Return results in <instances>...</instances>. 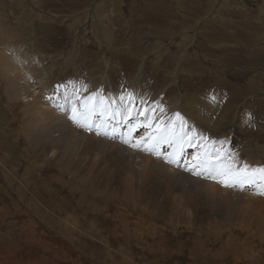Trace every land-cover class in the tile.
<instances>
[{"label":"rangeland","instance_id":"374dc122","mask_svg":"<svg viewBox=\"0 0 264 264\" xmlns=\"http://www.w3.org/2000/svg\"><path fill=\"white\" fill-rule=\"evenodd\" d=\"M187 1L0 0V50L9 64L0 65V264H264V202L255 212L247 198L233 197L242 208L233 213L243 221L230 224L203 213L191 194L150 199L134 183L128 189L126 177L101 166L100 147L82 146L74 138L84 128L72 119L73 105L79 117L82 101L99 94L88 107L102 100L107 114L99 115L98 109L90 123L99 133L88 132L116 142L118 136L125 138L121 132L131 135L128 146L141 150L140 128L134 133L103 128L104 121H119L129 96L134 107L162 93L160 106L178 99L201 111L203 101L218 108L202 120L191 105L182 113L197 138L206 133L211 151L223 146L232 151L231 159L242 151L250 160L245 164L264 168V0H230L227 7L226 0ZM159 2L178 4V19L165 16V22H157ZM100 4L108 10H98ZM191 4L197 11L192 20ZM96 13H108L109 19L91 20ZM12 70L41 93L30 107L23 99H10L4 75ZM38 102L71 124L57 122L60 132L49 129L57 132L60 155L55 159L49 148L38 153L44 143L33 108ZM213 122L219 127L215 133L209 130ZM186 128L172 131L182 135ZM164 149L167 159L170 150ZM184 163L185 157L178 168L188 169ZM247 185L230 189L264 200L260 186ZM196 206L200 216L192 214Z\"/></svg>","mask_w":264,"mask_h":264},{"label":"bare ground","instance_id":"6f19581e","mask_svg":"<svg viewBox=\"0 0 264 264\" xmlns=\"http://www.w3.org/2000/svg\"><path fill=\"white\" fill-rule=\"evenodd\" d=\"M155 1H158V0H155ZM207 1H209V0H207ZM160 2L156 5V7H158V13H159V16H158L159 19L157 20V22H159V23L165 22L167 19L165 16H169V18L175 17V19L176 18L178 19L177 15H176L178 13V10L180 9L178 7V4L175 5L173 3L174 5H168L166 3L160 4ZM230 2H231L230 0H226L224 2V7H227V5ZM212 3H213V1H212ZM155 4H156V2H152L150 4V9ZM192 4L188 6L191 9V10L190 9L189 10L191 12L193 11L192 13L188 12V14H189L188 19H191V20L194 18L193 14L197 12V11L195 12L196 8ZM194 4H196V2ZM104 6H105L104 4H100V5L96 6V8L100 11L108 10V7L106 8ZM174 11H176V12H174ZM144 13L146 15L144 18H147L149 13H147L146 11H144ZM108 15H109L108 13H105L104 15L101 16L99 13H96V14H93L91 16V20H93V19H95V20H101V19L103 20L104 19L105 20L106 17H108V19H109ZM142 15H143V13H142ZM180 16L182 17L181 14H180ZM87 18L90 19V17H87ZM132 18H133V15H132ZM80 20H82L81 17H80ZM133 21H135V20H133ZM0 28H3V27H0ZM190 62H192L191 64H192L193 68H196V64L198 65V63L194 60L190 61ZM190 62H189V64H190ZM0 65L3 69H4V67H7L9 65L6 62L4 52H2L1 50H0ZM14 72H16V71L12 70L11 73L8 72V76L3 74L8 79V93L10 94V99L11 100H14V99L18 100L19 98L23 99L24 102L26 104H28V106L30 107L33 103H35L37 101L38 98H40L39 96L41 93L40 92L37 93L35 88H34V90H31L32 88H31L30 84L27 82L25 76L22 75L20 72H17V75H16V73H14ZM218 74H217V77H218ZM141 76L139 75V76H137V78L134 79V83H133L134 85H136V83H138L140 81ZM136 79H138V80H136ZM17 84L20 85V87H18ZM233 89H235V88L233 87L232 90ZM145 96H147V98L144 97L145 99H149L148 95H145ZM162 99H164V97L162 96V93L161 94L159 93V96L156 98V100L155 99L151 100L152 101L151 103L148 102V100L147 101L145 100L143 103L138 102L139 104L133 105L134 107H132L131 109H129V108L127 109V107L126 108L123 107V111L120 110L121 119L120 120L118 119L119 121H117V119H113V120H111V124L109 123V121L108 122L104 121V127L103 128H105L107 125L114 126L113 129L114 128L121 129L123 127L124 132H127V130L130 128L129 129L131 131L130 133L136 132V129L134 127L140 128V130H142V134L139 135V137L136 138V140L141 138L140 143H142L143 141L144 142L147 141V143H145L144 147H142V145L139 146L141 150H135V148H133V147L131 148L130 146H128V143H125V141L130 142L131 135L129 137L128 134L125 135V133H122V132H121V134H124L125 138H118L119 136L117 135L118 137H116V140H118V142H116L114 140H110L108 137L100 138L96 134L92 135L93 133L91 134V132H88L87 129H84L82 131L83 135L81 133L77 132V134H76V136H74V138L76 139V141H78L77 143H81L82 146L83 145L90 146V148L91 147H94V148L100 147L99 150L101 153H100L99 159L97 158L98 162H100V164L102 163L101 166L105 165L107 170L113 171L114 172L113 176L119 177V178L120 177L121 178L126 177L128 189L132 188L133 183H134V186H135L136 190L138 191V193L142 194V195H146L150 199L152 196L160 197L163 194H165V195H167V194L173 195V193H180V194L182 193V195H183V193L189 194V195L191 194L192 197L199 199L203 213L204 212L212 213V215H210L209 217H215V216L220 215L223 218V219H221L222 221L228 222L230 224H234L236 222H239L240 220L243 221L240 218V216H242V215L237 216L234 214V213L237 214L238 211H241L242 208L240 205L236 204L235 201L232 202V198L233 197H237V199L247 198L249 201L248 205H250V207L254 208L255 210L257 209L258 206H260L264 202V200L262 198L253 199L248 194H242L243 190L240 191L238 189H230L231 187H225L222 183L218 182V180H214L211 178H205L204 176H197L196 177V175H194L193 172H191L189 170V168H193L192 171H202L203 170L202 168H199L196 166L203 163L206 156L212 157V160H211L212 163H216V161H220V160L226 161L227 159H229L226 162L228 164L230 163L229 161H231L235 165H237L238 167H241V168L245 164L244 160H246L247 158L245 159V157L242 156L243 152L241 150H240L241 151L240 154H238V151H237L236 154H238V155L235 156L236 155L235 154L234 159H231V155H233V154H231L232 151L228 148H223V146L217 147V150L213 149L211 151V149L209 148V145H207L205 143V137L204 136L206 133L201 135V137H203L204 140H201L200 139L201 137L197 138V135H196L197 132L194 130V124L191 122V120L188 121L189 119L188 120L185 119L184 118L185 115L182 113V112H187L188 108L192 107L191 109L193 111H195L196 113H199L200 120H202V118L204 116L206 117L207 114H211V112L213 114V113L217 112L219 109L216 108V110H214L215 108H213V106L211 104L204 103V101H203L202 104L206 107V109H205V111L204 110L201 111V108H198V106H196V105H191L188 103H187L188 105H186V104H183V102H181V101L179 103L178 99H174L175 102H174V104L172 103V105L170 107H166V106L164 107V106H160V103L162 104L163 102H159V100H162ZM232 102L237 103V101H232ZM67 105H68V103H67ZM190 105H191V107H190ZM33 108L39 117V120H38L36 125L38 126V130L41 132L42 140H44V143H43L42 147L38 150V153L46 152V149L49 148L51 150V153L49 155L50 158L54 157V159H55L56 157H59V155H60L58 140L54 136V134H56L57 132H60V127H59L60 123H57V122H62L65 124L67 123L66 126L69 127L71 125L70 121H66V122L63 121L62 116L59 117L58 113L56 114V117L54 118L48 112L49 107H46L41 102L34 104ZM66 108H68V107H66ZM25 113L28 116L29 110L26 109ZM177 113L179 114V117L183 118V121L186 122L183 124V126L188 127L184 130L185 133L187 134L186 141H187L188 145L186 143H184L182 150H179V149H177L175 144H171V143L163 142V141L157 143L156 139L149 140V137H157V139H158L159 131L162 129L168 128L171 131H172V129L176 130L177 127L179 125H181V119L177 118V116H176ZM45 115H47L49 117V119H52L51 124H52V122H54L53 126H51L49 124V120ZM69 115H71V114H69ZM195 116L197 117V115H195ZM146 117H147V119H146ZM196 117H195V120H196ZM100 119H102V118H100ZM66 120H68V118H66ZM96 120H99V119H96ZM161 120L163 122L159 123ZM130 125H132V126L130 127ZM52 128H54V130H56L57 132L54 130L49 131V129H52ZM218 128L219 127L215 125V122H213V124L210 125L209 130H211L212 133H215ZM94 130H95V128H94ZM67 132L69 133V135H73L72 132H70L69 130H67L66 133ZM69 135H67L68 136L67 138H69ZM108 135H109V133H108ZM123 139H125V141L119 142V141H122ZM215 144H217V143H215ZM153 147L156 148L155 152L150 150ZM164 147H167V149H166L167 152H168V150H170L168 157H172L173 155H175L176 160L177 161L180 160V161L178 163H170L168 161V159H166L167 155L163 156L161 153L162 150H165ZM160 149H162V150H160ZM189 149H192V150H190L188 152ZM68 153H69V151H68ZM217 153L219 154V159H217V155H216ZM73 154L71 153V156ZM92 154H93V152H92ZM187 155H189L190 157H189L188 161L186 162ZM66 157H67V155H66ZM183 157H185V163L190 164L188 169H179L178 168V167H182ZM68 158L71 159L72 157H68ZM75 158H77V157H75ZM162 158H165L166 161H165V159H162ZM191 159H193V161H194L193 163L191 162ZM197 159H199V161ZM58 160H60V158ZM63 160H64V162L69 164L68 160H66V159H63ZM248 161H250V160L247 159L246 163H248ZM253 165H255V164H253ZM253 168L254 167L249 166V170H251ZM123 180H125V179H123ZM247 186H248V188H250V187H255V189L257 188V186L255 184H251V185L248 184ZM132 191H133V189H132ZM139 197H140V195H139ZM247 199H245V200H247ZM202 200L209 201L210 202L209 206H208V203L206 201L203 202ZM262 205H261V207H262ZM193 209H194V212H192V214L199 215V216L201 215L200 214L201 209L198 206L193 207ZM249 211H250V209H249ZM255 212H257V210ZM254 217H256V216H254ZM242 218H245V217H242ZM120 227L122 229H124L125 225H121ZM263 231H264V229H263Z\"/></svg>","mask_w":264,"mask_h":264},{"label":"snow or ice","instance_id":"6c2138e0","mask_svg":"<svg viewBox=\"0 0 264 264\" xmlns=\"http://www.w3.org/2000/svg\"><path fill=\"white\" fill-rule=\"evenodd\" d=\"M99 94L94 96H90L85 98L82 103L84 104V111L80 113L79 117L77 116L76 105H73L72 109V119L75 123H77L81 128L87 129L89 131H93L95 126L93 123H90L93 116L97 114V110L100 109L99 115L107 114V107H102L103 101L100 100L95 104L92 108H89L88 105L92 103L93 100ZM125 99V97L121 96V102ZM129 105L128 108H132V97H128ZM111 106V102H109L108 107ZM177 118L181 119V126H183L185 121L183 118L179 117V114H176ZM251 118V117H250ZM147 119V117H146ZM161 120L159 123H162ZM99 133V129H95ZM107 135V132L104 133ZM187 134L184 133L182 135H177L173 133L170 129H162L159 131V137H149V140L156 139L157 143L163 141L171 144H175L177 149L182 150L183 144L186 140ZM125 143H129V141H125ZM144 143H147L145 141ZM155 152L156 148L153 147L150 149ZM217 159H219V154L217 153ZM170 163H178L175 155L167 158ZM212 157L206 156L204 162L202 164L197 165L196 167L202 168V171H193L194 175L204 176L205 178H211L214 180H218V182L222 183L225 187H238L244 184H258L261 189V194H264V168H253L249 170V166L244 164L243 167H238L235 164H228L224 160H220L219 163H212ZM206 173V174H205Z\"/></svg>","mask_w":264,"mask_h":264}]
</instances>
